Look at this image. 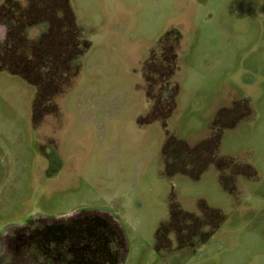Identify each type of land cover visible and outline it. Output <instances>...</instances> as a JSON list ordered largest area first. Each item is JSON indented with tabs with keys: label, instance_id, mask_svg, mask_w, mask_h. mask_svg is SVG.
<instances>
[{
	"label": "rangeland",
	"instance_id": "1",
	"mask_svg": "<svg viewBox=\"0 0 264 264\" xmlns=\"http://www.w3.org/2000/svg\"><path fill=\"white\" fill-rule=\"evenodd\" d=\"M14 1L0 264L9 231L81 210L120 223L123 264H264V0H69L31 26Z\"/></svg>",
	"mask_w": 264,
	"mask_h": 264
},
{
	"label": "flooded vegetation",
	"instance_id": "2",
	"mask_svg": "<svg viewBox=\"0 0 264 264\" xmlns=\"http://www.w3.org/2000/svg\"><path fill=\"white\" fill-rule=\"evenodd\" d=\"M8 233L2 254L9 264H123L128 250L120 223L96 210L35 219Z\"/></svg>",
	"mask_w": 264,
	"mask_h": 264
},
{
	"label": "trees",
	"instance_id": "3",
	"mask_svg": "<svg viewBox=\"0 0 264 264\" xmlns=\"http://www.w3.org/2000/svg\"><path fill=\"white\" fill-rule=\"evenodd\" d=\"M5 1L6 2L4 4H2L0 7V13H2L4 15V19L0 23V25H3L5 27L6 37L8 39L11 31L13 29L18 28V27H17L16 19L15 18L13 19V17L11 15H9L10 11H7V10H12L15 7V5L17 4V2L14 0H5ZM48 11H49V13L54 12L56 14L57 18L60 20L61 16L63 17V15L65 16V15L70 14L69 0H39L38 2L35 0H26V7H25V11H24L25 15H24V13H23V15H24V17H26L27 22L24 23L23 25H25V26L30 25L31 26L35 23L37 25L38 22L41 23V22L47 21V18H45V16L47 15ZM7 15H9L8 18L6 17ZM6 43H8V42L6 41L5 44ZM14 43H17V40ZM171 49H173V47ZM10 50L11 49L9 48V52H10ZM6 54H7V52H6ZM38 58H39L38 61H40V62H42L43 60L44 61L46 60L45 55H43L42 57L40 56ZM2 59L7 60L4 63L8 62L9 66L7 64L6 65L7 67L5 68V67H2V64L0 63V69H6L11 73H18L15 70H13L14 67L12 65H10V61L8 60V56L6 58H4V56H3ZM157 104L160 105L159 101L156 103V105ZM214 212L215 211H211V214Z\"/></svg>",
	"mask_w": 264,
	"mask_h": 264
}]
</instances>
